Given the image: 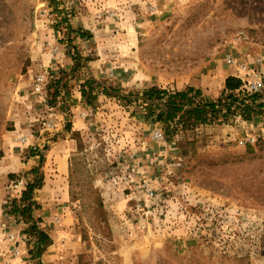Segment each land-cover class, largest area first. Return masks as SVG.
Segmentation results:
<instances>
[{
	"label": "rangeland",
	"instance_id": "rangeland-1",
	"mask_svg": "<svg viewBox=\"0 0 264 264\" xmlns=\"http://www.w3.org/2000/svg\"><path fill=\"white\" fill-rule=\"evenodd\" d=\"M227 55L264 84V0H0V264H264V108L183 129L135 94L215 101L242 76ZM37 181L27 220L13 203Z\"/></svg>",
	"mask_w": 264,
	"mask_h": 264
},
{
	"label": "trees",
	"instance_id": "trees-1",
	"mask_svg": "<svg viewBox=\"0 0 264 264\" xmlns=\"http://www.w3.org/2000/svg\"><path fill=\"white\" fill-rule=\"evenodd\" d=\"M75 62L73 68L77 65L79 66V63ZM85 84L87 85V90L85 89L84 91V85L81 88V93L88 98V95L92 92L93 85L90 80ZM59 85L60 80H56L52 85L54 88L53 92L47 91L45 97L50 98V95H52L56 98ZM241 85L240 79L234 76H227L224 80L222 94L215 101L206 99L200 89L192 86L179 90H170L152 85L143 88L135 94L137 99L142 102L146 117H152L155 121L168 127L173 124L183 129H190L198 125L220 122V119L224 122L230 114L237 113L243 120H250L254 115H258L261 108H264V103L259 101L257 93L251 95L240 93ZM103 90L106 89L103 88ZM39 187V181L27 183L18 200L21 204H17V200H15L12 211L19 213L27 220L30 219L32 207L35 204L32 199L33 191ZM25 232L28 235H35L33 248L30 251L31 256L40 257L41 253L52 243L50 235L34 223L28 226Z\"/></svg>",
	"mask_w": 264,
	"mask_h": 264
},
{
	"label": "built area",
	"instance_id": "built-area-1",
	"mask_svg": "<svg viewBox=\"0 0 264 264\" xmlns=\"http://www.w3.org/2000/svg\"><path fill=\"white\" fill-rule=\"evenodd\" d=\"M225 60L230 65H234L236 67L237 71H239L242 74V76H240V79L243 83V85H242L243 91L245 90L246 92L250 93V92L256 91V90H258L264 86L263 81H262V77H261V74H263V73H258L255 70V65L250 66L246 62H237V60L235 58H233L231 55H227L225 57ZM257 62L259 63L260 60L257 59L255 61V64ZM34 91L36 92V94H39L40 97L42 95L44 97V93H45L44 75H37L36 79L34 80ZM43 97H41V98H43ZM14 139L19 141V142L24 143L27 140V134L26 133L18 134L14 137ZM254 141H255L254 136H247L245 139V142H254ZM10 236H11V238H13L12 233L10 234Z\"/></svg>",
	"mask_w": 264,
	"mask_h": 264
},
{
	"label": "crops",
	"instance_id": "crops-1",
	"mask_svg": "<svg viewBox=\"0 0 264 264\" xmlns=\"http://www.w3.org/2000/svg\"><path fill=\"white\" fill-rule=\"evenodd\" d=\"M233 74H234V73H231V72H230V73L227 74V75H233ZM184 88H185V87H182V89H184ZM179 89H181V88H177V90H179ZM203 94L205 95V97H210V96H211V95L209 96V95L206 93V90H204ZM261 129L264 131V127H262Z\"/></svg>",
	"mask_w": 264,
	"mask_h": 264
}]
</instances>
